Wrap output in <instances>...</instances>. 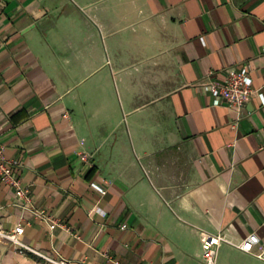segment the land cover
I'll return each mask as SVG.
<instances>
[{
  "label": "crops",
  "instance_id": "0c3cea01",
  "mask_svg": "<svg viewBox=\"0 0 264 264\" xmlns=\"http://www.w3.org/2000/svg\"><path fill=\"white\" fill-rule=\"evenodd\" d=\"M242 67L238 111L207 86ZM262 99L264 0H0V145L32 200L0 183V229L74 264H206V235H257L216 261L264 264ZM0 264L48 263L0 238Z\"/></svg>",
  "mask_w": 264,
  "mask_h": 264
},
{
  "label": "built area",
  "instance_id": "2783aa9c",
  "mask_svg": "<svg viewBox=\"0 0 264 264\" xmlns=\"http://www.w3.org/2000/svg\"><path fill=\"white\" fill-rule=\"evenodd\" d=\"M207 89L212 93L215 99L224 100L230 108L240 111L243 106L254 95V89L252 87L251 71L247 67H242L239 70L226 71L225 78L222 82H213L207 86ZM262 98V96H261ZM264 103V99H262ZM82 160H86L85 156H82ZM0 183L11 187L19 201H22L24 205L32 209V200L29 197L26 190L22 187L21 180L16 175L12 165L7 161L4 148L0 145ZM95 189L101 192L102 195L106 194V191L98 186L93 185ZM36 216L43 219L49 224L50 230L56 228L65 229L71 232V229L65 224L60 223L56 218L47 215L42 211H35ZM24 234V228L19 226L14 229L13 232H5L0 229V238L9 241L19 253H30L38 258L44 260L48 264H74L61 258H52L44 253H41L22 241ZM259 237L257 235L248 236L241 244L233 245L231 241L223 234L218 235H206L202 242L203 259L206 264H217L216 254L217 250L223 244H231L236 248L246 253H251L254 247L259 245ZM263 252V251H262ZM260 254L259 257H262ZM110 258L109 256H107ZM115 264H119L112 259ZM81 264V263H75Z\"/></svg>",
  "mask_w": 264,
  "mask_h": 264
}]
</instances>
